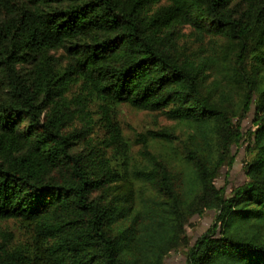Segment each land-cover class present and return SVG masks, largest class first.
Instances as JSON below:
<instances>
[{"label": "trees", "instance_id": "16d2710c", "mask_svg": "<svg viewBox=\"0 0 264 264\" xmlns=\"http://www.w3.org/2000/svg\"><path fill=\"white\" fill-rule=\"evenodd\" d=\"M123 104L185 130L131 142ZM234 146L247 180L226 194ZM6 220L25 231L0 229V264H164L181 247L184 264H264V0H0Z\"/></svg>", "mask_w": 264, "mask_h": 264}, {"label": "rangeland", "instance_id": "374dc122", "mask_svg": "<svg viewBox=\"0 0 264 264\" xmlns=\"http://www.w3.org/2000/svg\"><path fill=\"white\" fill-rule=\"evenodd\" d=\"M55 54L64 57V50L61 48ZM121 127L124 134L134 142L135 137L139 133L148 130H156L162 127H177L179 132L185 130V127L168 119L161 113L149 112L145 110L135 109L127 104L119 107L118 114ZM251 126L249 120L243 121V130L247 131ZM140 149V145H134L133 151L136 153ZM233 153L235 155L234 163L231 169L224 167L220 175L215 180L218 187H224L226 194H229L234 186L243 184L247 178L244 171L245 153L243 147L234 146ZM214 213L207 210L202 215H196L190 219L187 225V235L189 243L192 244L212 223ZM0 229L10 231L15 235H22L25 231L22 223L17 220L0 221ZM187 247H181L171 252L165 259L164 264H184L186 259Z\"/></svg>", "mask_w": 264, "mask_h": 264}]
</instances>
